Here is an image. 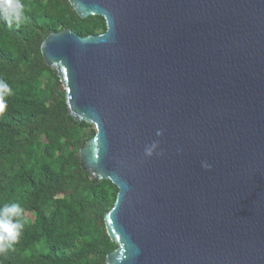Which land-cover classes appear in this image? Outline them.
I'll return each mask as SVG.
<instances>
[{"label":"water","instance_id":"1","mask_svg":"<svg viewBox=\"0 0 264 264\" xmlns=\"http://www.w3.org/2000/svg\"><path fill=\"white\" fill-rule=\"evenodd\" d=\"M67 1L105 31L39 50L117 188L105 264H264V0Z\"/></svg>","mask_w":264,"mask_h":264},{"label":"trees","instance_id":"2","mask_svg":"<svg viewBox=\"0 0 264 264\" xmlns=\"http://www.w3.org/2000/svg\"><path fill=\"white\" fill-rule=\"evenodd\" d=\"M21 2L24 22L9 27L0 19V80L13 90L0 113V205L19 203L26 223L13 249L0 254V264H105L116 245L103 218L117 188L81 167L78 151L93 133L83 135L90 125L68 115L58 82L49 79L40 88L44 73L57 78L39 50L50 33L69 29L86 37L103 33L105 23L99 16L80 19L67 0ZM26 114L31 119L21 124Z\"/></svg>","mask_w":264,"mask_h":264},{"label":"clouds","instance_id":"3","mask_svg":"<svg viewBox=\"0 0 264 264\" xmlns=\"http://www.w3.org/2000/svg\"><path fill=\"white\" fill-rule=\"evenodd\" d=\"M24 4L21 0H0V19L9 27L13 24L19 25L26 20ZM12 88L3 80H0V113L7 108L5 98L12 95ZM160 135L161 133H157ZM154 142L147 151V155L152 154V149L157 147ZM205 168L210 165H202ZM26 221L24 219V208L16 202L4 203L0 205V254H4L13 249L18 242L22 229Z\"/></svg>","mask_w":264,"mask_h":264},{"label":"rangeland","instance_id":"4","mask_svg":"<svg viewBox=\"0 0 264 264\" xmlns=\"http://www.w3.org/2000/svg\"><path fill=\"white\" fill-rule=\"evenodd\" d=\"M66 17V16H65ZM65 19V18H64ZM49 69L55 74V76H56V72H55V70L53 69V68H51V67H49ZM56 80L52 77V75H51V73H49V72H46V73H44L43 75H42V77H41V89H43V90H45L46 89V86H47V84H48V81H49V79L51 80V82L53 81H55V82H58V89L60 90V91H63V85L62 84H60L59 83V79H58V77L56 76ZM30 119H31V114H26V115H24V116H22V118H21V120H20V123L21 124H26V123H28L29 121H30ZM94 134V129H93V127L90 125L89 127H86L85 128V130H84V132H83V135H90V134ZM93 136V135H92ZM91 136V137H92ZM90 137V138H91ZM55 160H56V164H58V163H60V161H61V159H60V154L59 153H55ZM60 197V196H59ZM26 217L27 218H29L30 216H29V214H26ZM97 236V234L96 233H91L90 234V239H89V241H91L92 242V244L91 245H94L95 243H93V240L92 239H96L95 237ZM114 250V249H113ZM112 252V251H111ZM93 259V256H91L90 257V260H92Z\"/></svg>","mask_w":264,"mask_h":264}]
</instances>
